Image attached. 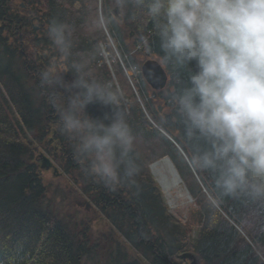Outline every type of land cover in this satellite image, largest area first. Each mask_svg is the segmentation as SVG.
I'll return each mask as SVG.
<instances>
[{
    "label": "trees",
    "instance_id": "1",
    "mask_svg": "<svg viewBox=\"0 0 264 264\" xmlns=\"http://www.w3.org/2000/svg\"><path fill=\"white\" fill-rule=\"evenodd\" d=\"M97 2L25 0L21 4L0 0V264H185L179 255L186 250L198 254L201 264H264V207L232 199L209 207L208 201L217 196L211 174L191 166V149L170 111L169 94L186 81L187 74L160 63L158 40L154 36L149 40L150 47L144 44L142 38L151 25L135 9L129 8L127 14L123 11L122 20L136 33L132 47H139L135 55L154 57L169 76L161 89L149 92L132 73L134 92H130L131 97L125 95L129 99L125 104L127 119L137 137L134 158L141 166L139 187L120 185L109 190L86 175L74 158L72 142L54 127L58 113L47 102L39 81L44 68L54 62L57 70L60 68L46 34L52 19L73 28L74 58L87 52L95 76L114 85L108 67L98 55L97 44L105 39L103 34H95L94 38H98L86 42L88 46L83 49L77 47V40L84 39L79 38V29L89 24L84 25L81 20L90 14L97 15ZM112 2L115 0H102L106 9ZM112 25H108L109 30L116 29L117 34L112 37L122 61L127 67L139 66L136 58L129 56V50L121 46L126 35L123 38L121 30ZM113 64L123 91L128 83L120 62L115 60ZM137 76L141 77L140 72ZM65 79H71L70 74ZM87 111L99 116L107 109L93 104ZM41 146L64 173H75L83 180V191L106 215L109 229L117 231L120 241L113 244L104 235L96 238L86 225L61 220L60 215L44 205L47 190L36 151ZM164 155L170 157L199 204L196 227L175 219L161 201L148 166ZM249 216L254 220L252 224L245 222ZM105 235L114 238L112 233Z\"/></svg>",
    "mask_w": 264,
    "mask_h": 264
},
{
    "label": "clouds",
    "instance_id": "2",
    "mask_svg": "<svg viewBox=\"0 0 264 264\" xmlns=\"http://www.w3.org/2000/svg\"><path fill=\"white\" fill-rule=\"evenodd\" d=\"M115 7L135 9L151 25L144 44L154 36L160 63L187 74L169 94L170 111L191 166L211 174L217 196L209 207L224 199L264 207V0H115ZM110 19L98 14L89 24L102 30ZM46 34L60 64L39 74L58 113L54 127L72 142L86 175L109 190L138 188L124 92L95 76L91 58H74L71 25L52 19ZM93 104L107 111L93 116Z\"/></svg>",
    "mask_w": 264,
    "mask_h": 264
},
{
    "label": "rangeland",
    "instance_id": "3",
    "mask_svg": "<svg viewBox=\"0 0 264 264\" xmlns=\"http://www.w3.org/2000/svg\"><path fill=\"white\" fill-rule=\"evenodd\" d=\"M24 1L25 0H16L17 3H21V4L24 3ZM94 12L97 15L99 14V15H104L106 17H110L111 18L110 22L106 24L104 29L96 30L92 26H90V24H87L89 20L95 16L93 14L92 15L90 14L89 18L88 16H86L84 20H81L82 22H84V25L87 24L86 27H83L84 29L83 28L79 29L80 31L79 38L81 39L82 37H84V39L77 40V42L79 43L77 47H80L81 49H83L85 46H88L89 42H92L98 38V36L97 38H94L95 34L97 35L103 34V37L105 39L103 41H100L97 44L98 55L102 57V61L108 67L111 73L114 85L120 88L119 86L120 82L118 78L116 77V73L114 71L115 66L113 64V62L117 60L120 62L121 68L123 70V75L126 79V83H128L124 85L125 89L123 88V92L125 95L131 97L130 92L132 90L134 92V79L131 77L132 73L134 74L135 79L137 78V80L143 81V83L145 84V87L148 88L149 92L150 90L151 91L159 90V89H153L152 87H150L147 84V82L144 80L141 74V66L146 60L148 59H153L156 61L158 60L155 59L154 57L152 58L148 56L147 58H144L142 55H138V54L135 55L137 52L136 50L138 49L139 46L137 44V46L133 48L132 42L135 40L137 36H136V33L132 31V27L125 26L126 24H128V22L126 21V24H125V21H122L124 20L123 10L116 8L115 2L110 3L108 5V8L106 9V7H104V5L102 4V0H98L96 11ZM109 24L111 25L113 24L112 25L113 27L116 25V27H118L123 33L121 36H124V34L126 35V40L123 41V44H121V46L129 50V56H131V58L133 59L136 58L135 60L139 63V66L131 65L130 67L129 66L127 67L126 64L122 61L119 55V50L117 46L115 45V41L112 37L114 34L115 35L117 34L116 29L113 31L114 33L112 31L110 32L109 26H108ZM36 30L37 29H35V34H34L35 36L36 34L38 35V30L37 31ZM123 38H125V36ZM83 43L84 44L86 43V44L82 45ZM78 57H87V52L84 51V53L78 55ZM130 68L132 72L130 71ZM137 72H140L141 77L137 76ZM168 77L169 76L167 74V79ZM122 82L124 83L123 80ZM127 85L130 87V89H127ZM134 94L136 97L138 96L136 90ZM128 100L129 99L126 98L125 96V104H127ZM175 146H177L178 148V145L175 144ZM48 148L50 149V147ZM54 149H57V148H54ZM36 151H37V155L40 157L41 155L39 154L43 152L46 156H48L49 160L52 163V167L48 169H44L40 167V174L42 176L43 183L45 184L46 190H47V193L45 194L44 205L51 208L55 214L60 215L61 220H75L76 222L86 225L87 227H89V232L91 233V235L96 236V238H101L102 235H104V237L111 240V243L114 241L113 244H115V241L117 240L120 241L119 239L120 236L118 235V233H116L117 231L115 232L114 229L113 230L109 229L110 224L106 222V220H108L106 215H104L100 211V209L91 202V199H89L88 194L83 191V188L86 187L83 184V180H81L79 176L75 173L72 176L64 173V171L60 169V166L58 165L57 161L54 160L50 154L45 152L42 146L41 148H38ZM166 159H169L171 161L168 155H164L161 158L154 160L148 166L150 170V176L152 180L154 181V183H156L158 186L161 201L167 206L168 212L175 219H178L181 222L191 223L192 225L196 227L197 221L199 218L198 211L196 210L199 209V204L197 203V200L190 193L186 184L180 177L177 169L176 171L179 175L178 179L180 180V182L175 183L173 181V178H172L173 175H171L172 171L167 165L166 167H168V169L170 170L169 172L168 169L164 165L166 164L165 163ZM153 163L156 166H154ZM54 167L56 168V171L53 170ZM162 181L164 182V184L162 183ZM166 182L167 184H165ZM246 221L252 224L254 220L252 219L251 216H249L247 220H245V222ZM108 233H112L114 235V238H109L110 235L109 236L105 235ZM113 244L111 245L113 246ZM183 252H192V251L186 250ZM192 253H194L196 256V259H197L196 264H201L202 261H201V258L198 256V254H196L195 252H192ZM182 262L185 264H189L190 260H184Z\"/></svg>",
    "mask_w": 264,
    "mask_h": 264
},
{
    "label": "water",
    "instance_id": "4",
    "mask_svg": "<svg viewBox=\"0 0 264 264\" xmlns=\"http://www.w3.org/2000/svg\"><path fill=\"white\" fill-rule=\"evenodd\" d=\"M37 27H35L36 29ZM141 74L144 78V80L147 82V84L152 87L153 89H160L162 88L167 81V74L162 65L156 60L148 59L146 60L142 66H141ZM41 168L48 169L52 167V163L49 160L48 157L45 155H41ZM168 162V166L170 170L172 171V174L174 173L177 178H179V175L176 171V168L172 164V162L169 159H166ZM56 171V168L53 169ZM180 258L184 260H190L189 264H196L197 259L194 253L192 252H183L180 255Z\"/></svg>",
    "mask_w": 264,
    "mask_h": 264
},
{
    "label": "bare ground",
    "instance_id": "5",
    "mask_svg": "<svg viewBox=\"0 0 264 264\" xmlns=\"http://www.w3.org/2000/svg\"><path fill=\"white\" fill-rule=\"evenodd\" d=\"M168 162L169 161H167L166 160V164H164L165 165V167L168 165ZM164 163V162H163ZM154 164V163H153ZM154 166H156L155 164H154ZM169 167V166H168ZM168 167H166L167 169H168ZM168 171L170 172V170L168 169ZM171 175H173L172 176V178H173V181L175 182V183H179L180 182V180L177 178V176L173 173V174H171ZM175 176V177H174ZM162 183L164 184V182L162 181ZM165 184H167V182L165 183Z\"/></svg>",
    "mask_w": 264,
    "mask_h": 264
},
{
    "label": "flooded vegetation",
    "instance_id": "6",
    "mask_svg": "<svg viewBox=\"0 0 264 264\" xmlns=\"http://www.w3.org/2000/svg\"><path fill=\"white\" fill-rule=\"evenodd\" d=\"M36 29H37V28H36ZM37 30H38V29H37ZM37 30H36V31H37Z\"/></svg>",
    "mask_w": 264,
    "mask_h": 264
}]
</instances>
